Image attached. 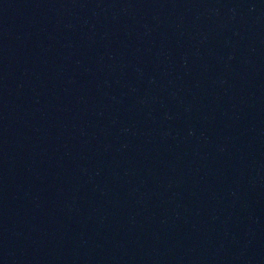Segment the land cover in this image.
I'll return each mask as SVG.
<instances>
[{
  "label": "water",
  "instance_id": "water-1",
  "mask_svg": "<svg viewBox=\"0 0 264 264\" xmlns=\"http://www.w3.org/2000/svg\"><path fill=\"white\" fill-rule=\"evenodd\" d=\"M0 264H264V0H0Z\"/></svg>",
  "mask_w": 264,
  "mask_h": 264
}]
</instances>
